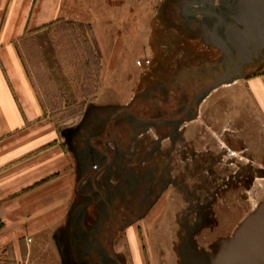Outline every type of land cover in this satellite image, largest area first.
Instances as JSON below:
<instances>
[{
  "label": "rangeland",
  "instance_id": "obj_1",
  "mask_svg": "<svg viewBox=\"0 0 264 264\" xmlns=\"http://www.w3.org/2000/svg\"><path fill=\"white\" fill-rule=\"evenodd\" d=\"M9 1L0 0V14ZM71 1L110 48L118 45L119 64L104 89L99 73L95 98L77 117L68 115L73 85L65 40L55 45L52 69L35 59L33 43L19 45L59 130L84 131L83 139L92 133L83 173L96 188L90 208L77 201V209L86 208L76 213L75 232L57 235L47 250L33 248L28 264H133L126 234L132 222L140 225L145 264H227L237 231L264 202V114L245 84L264 72V60L206 91L172 75L226 55L212 37L227 39L239 0ZM104 100L119 105H100ZM0 264L25 263L2 251Z\"/></svg>",
  "mask_w": 264,
  "mask_h": 264
},
{
  "label": "crops",
  "instance_id": "obj_2",
  "mask_svg": "<svg viewBox=\"0 0 264 264\" xmlns=\"http://www.w3.org/2000/svg\"><path fill=\"white\" fill-rule=\"evenodd\" d=\"M0 16V252H9L17 263L28 264L33 248L47 250L58 244L57 235L75 232L76 213L90 208L96 188L85 182L88 177L83 173L89 163L86 152L92 147V133L86 135L88 144L87 138L83 139L84 131L72 134L70 129L59 130L45 112L19 56L18 39L57 17L90 23L101 54L103 89L107 75L118 70L119 47L116 44L110 48L88 12L76 10L71 0H10ZM245 84L264 114V72L247 77ZM107 104L117 106L119 100L100 103ZM111 137L119 151V140ZM70 138L87 148L77 149ZM97 185L102 186L99 182ZM81 186L85 187L83 192H79ZM79 198L88 203L86 207L77 209ZM160 202L151 214L159 211ZM139 230L140 225L134 222L126 227L133 264H145Z\"/></svg>",
  "mask_w": 264,
  "mask_h": 264
},
{
  "label": "water",
  "instance_id": "obj_3",
  "mask_svg": "<svg viewBox=\"0 0 264 264\" xmlns=\"http://www.w3.org/2000/svg\"><path fill=\"white\" fill-rule=\"evenodd\" d=\"M244 5L242 9L240 6ZM232 15L234 24L228 25L227 39L212 37L225 52V70L205 90L232 81L241 66L263 56L264 0H239ZM236 24V25H235ZM235 51L232 54L231 51ZM228 264H264V202L253 211L237 231L229 254Z\"/></svg>",
  "mask_w": 264,
  "mask_h": 264
},
{
  "label": "trees",
  "instance_id": "obj_4",
  "mask_svg": "<svg viewBox=\"0 0 264 264\" xmlns=\"http://www.w3.org/2000/svg\"><path fill=\"white\" fill-rule=\"evenodd\" d=\"M54 38L56 39L55 44ZM60 40H65L70 52L69 56H64L66 60L69 58L67 79L73 85V95L70 96L73 100L71 101L72 104L67 106L68 115L79 117L87 102L95 98L97 86L93 82H99L101 69V54L90 24L57 17L23 34L18 39V52L27 69V60L19 49V45L25 46L29 41L31 45L33 43L36 47L35 59L45 62L47 67L52 69L56 63L53 55L54 48L55 45L59 46ZM42 104L45 112H47L44 101Z\"/></svg>",
  "mask_w": 264,
  "mask_h": 264
},
{
  "label": "flooded vegetation",
  "instance_id": "obj_5",
  "mask_svg": "<svg viewBox=\"0 0 264 264\" xmlns=\"http://www.w3.org/2000/svg\"><path fill=\"white\" fill-rule=\"evenodd\" d=\"M231 52H232V54H234L233 51H231ZM263 54H264V50H263ZM226 58H227V56L224 55L223 57H220V59L218 61H216L215 63H208L203 67H199L196 65H191V66H194L195 68H191V67L189 68V67H185V66L181 67V68L179 67L176 70L177 72L174 73V75H172V77L176 78V80L179 77V79L177 81H186V84L198 82V84H201L200 88L204 89L206 87L205 85L212 83L213 81H215L216 77L223 74V72L225 70L224 66H225ZM263 60H264V55L259 56L258 59H256L255 61H253L251 63H248V64L241 66L239 69V74L241 76H243L244 73L247 72L248 70H251L257 66H260L262 64ZM241 76L237 75L235 78H238ZM234 79H232V80H234ZM193 81H195V82H193ZM116 152H117V149H116ZM108 165L110 167V164H108ZM117 188L119 189V187H117Z\"/></svg>",
  "mask_w": 264,
  "mask_h": 264
},
{
  "label": "bare ground",
  "instance_id": "obj_6",
  "mask_svg": "<svg viewBox=\"0 0 264 264\" xmlns=\"http://www.w3.org/2000/svg\"><path fill=\"white\" fill-rule=\"evenodd\" d=\"M242 9L244 8V5L243 4H241V6H240ZM214 38L216 39V38H218L219 39V37H217L216 35L214 36Z\"/></svg>",
  "mask_w": 264,
  "mask_h": 264
}]
</instances>
